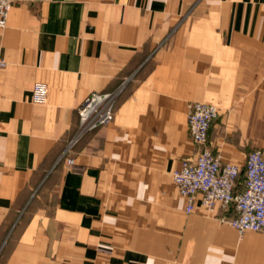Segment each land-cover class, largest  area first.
Here are the masks:
<instances>
[{"label":"crops","instance_id":"0c3cea01","mask_svg":"<svg viewBox=\"0 0 264 264\" xmlns=\"http://www.w3.org/2000/svg\"><path fill=\"white\" fill-rule=\"evenodd\" d=\"M0 264H264L233 208L186 212V116L217 106L208 146L242 170L264 154V0H21L0 28ZM35 82L46 100H31ZM111 123L59 158L92 92Z\"/></svg>","mask_w":264,"mask_h":264},{"label":"built area","instance_id":"2783aa9c","mask_svg":"<svg viewBox=\"0 0 264 264\" xmlns=\"http://www.w3.org/2000/svg\"><path fill=\"white\" fill-rule=\"evenodd\" d=\"M21 0H0V28L6 26L11 8ZM6 62L0 60V66ZM112 91L92 92L78 105V127L74 136L66 144L60 158L68 166L74 164L69 156L80 138L87 132L111 123L114 119L116 104L124 87ZM47 85L35 82L32 86L31 100L43 103L46 100ZM218 116L216 105L195 101L189 104L186 116L188 133L198 152L194 157L181 161L179 168L173 170L172 179L181 197L186 200V212L193 209L197 195L207 209L216 205L233 208L234 214L229 224L240 234L247 231L264 233V154L260 149L251 150L243 169V188L238 190L242 170L239 166L223 162L218 153L208 146L209 128Z\"/></svg>","mask_w":264,"mask_h":264}]
</instances>
